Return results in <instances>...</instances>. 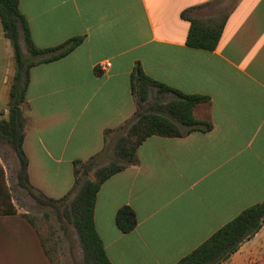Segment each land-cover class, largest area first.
<instances>
[{
	"label": "crops",
	"instance_id": "crops-1",
	"mask_svg": "<svg viewBox=\"0 0 264 264\" xmlns=\"http://www.w3.org/2000/svg\"><path fill=\"white\" fill-rule=\"evenodd\" d=\"M217 2L18 0L36 48L81 38L64 57L29 72L22 148L34 191L64 197L74 184V162L100 153L112 133L105 132L132 117L136 66L158 83L208 98L193 108V117L209 130L147 138L135 162L101 185L94 224L111 264H176L264 200V0H236L214 50L189 47V22L181 13L210 3L190 13L209 11L210 25L227 13L215 10ZM18 33L25 56L20 26ZM1 46L0 121H7L15 63L9 42ZM104 63L109 66L101 68ZM17 169L16 154L0 140V264H51L38 231L23 217L27 210L10 195ZM10 207L14 213L3 212ZM122 207L137 220L129 233L115 225Z\"/></svg>",
	"mask_w": 264,
	"mask_h": 264
},
{
	"label": "trees",
	"instance_id": "trees-1",
	"mask_svg": "<svg viewBox=\"0 0 264 264\" xmlns=\"http://www.w3.org/2000/svg\"><path fill=\"white\" fill-rule=\"evenodd\" d=\"M209 4L187 9L180 15L182 19L189 22L186 38V44L189 47L212 51L219 42L228 12L222 14L219 20L210 25L190 17L193 10ZM0 23L3 36L11 46L15 63V73L7 104L9 115L7 121H0V140L7 143L18 158L17 186L28 194L36 205L52 209L59 218H66L73 225L83 252L84 264H111L94 224L96 196L101 185L108 178L135 162L136 149L147 138L151 136L182 137L194 131L209 130L211 128L209 124L199 122L193 117V108L207 102L208 98L176 91L150 79L139 66H136L130 76V89L135 98L136 110L132 117L118 128L126 131V135L118 138L113 147L115 158L121 159L122 162L114 160L108 166H100L104 158L105 146L100 153L88 160L74 162V184L69 193L60 199L48 198L34 191L29 183L28 162L22 148L25 118L21 105L24 102L30 69L39 63H49L64 57L79 45L81 38L71 39L50 49L36 48L30 38L26 21L19 12L18 0H0ZM19 26L22 29L30 59L23 56L21 52ZM153 90L157 94L156 102L148 110L141 111ZM168 94H173L174 97L168 99L164 105H160L157 100L160 97L166 98ZM150 109L153 111L149 112ZM179 126H183L185 131H182ZM114 131H106L105 136ZM94 167L98 168L94 174L95 180L92 181L87 177ZM3 212L14 213L15 210L10 207ZM23 217L33 225L26 215ZM136 224L137 220L131 208L122 207L117 211L115 225L122 233L131 232ZM263 224L264 200L242 211L176 264H222L228 261L245 242L251 240L261 230Z\"/></svg>",
	"mask_w": 264,
	"mask_h": 264
},
{
	"label": "rangeland",
	"instance_id": "rangeland-1",
	"mask_svg": "<svg viewBox=\"0 0 264 264\" xmlns=\"http://www.w3.org/2000/svg\"><path fill=\"white\" fill-rule=\"evenodd\" d=\"M236 0H218L216 3L215 10L218 12H227L235 3ZM191 16L200 22H206V19L210 17L209 11H202L199 13H193ZM1 40H0V56L3 59H6V54L4 52L3 46H1L4 41L1 23ZM13 54L11 50V55ZM25 57L28 59L29 54H25ZM30 59V57H29ZM157 94L153 90L148 97V101L144 104L143 110H148L152 107L153 103L156 102ZM170 99V96L166 98H159L157 101L160 105ZM153 109L149 112H152ZM179 124L176 120H174ZM126 131L116 129L107 137L106 150L104 158L100 163V166H108L111 162L116 160L117 162H122L121 159H116L113 152V147L118 138L124 137ZM99 166V167H100ZM98 168V167H97ZM96 167L92 168L87 178L94 181L95 180V171ZM13 174H11L9 186L11 193L10 195L14 197V202L20 207L27 210L26 217L30 219L39 233L41 240L43 241L44 248L47 252V255L50 259L51 264H84L83 262V252L80 247L79 239L73 225L66 220V218H59L57 213L50 208H43L34 202L32 198H29L28 194L21 190L16 189L17 184H14ZM0 188H5L0 185ZM62 209V208H61ZM223 264H264V228L260 232L257 239L254 242L249 243L248 245L242 247L240 251L228 261Z\"/></svg>",
	"mask_w": 264,
	"mask_h": 264
},
{
	"label": "built area",
	"instance_id": "built-area-1",
	"mask_svg": "<svg viewBox=\"0 0 264 264\" xmlns=\"http://www.w3.org/2000/svg\"><path fill=\"white\" fill-rule=\"evenodd\" d=\"M109 66V63H104V65H100V67L102 68V67H108Z\"/></svg>",
	"mask_w": 264,
	"mask_h": 264
}]
</instances>
